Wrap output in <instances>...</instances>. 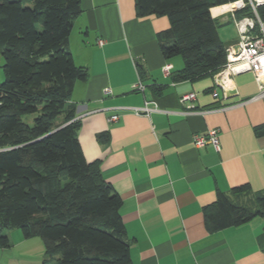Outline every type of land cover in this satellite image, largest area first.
<instances>
[{
    "label": "crops",
    "instance_id": "obj_1",
    "mask_svg": "<svg viewBox=\"0 0 264 264\" xmlns=\"http://www.w3.org/2000/svg\"><path fill=\"white\" fill-rule=\"evenodd\" d=\"M81 6L70 48L89 75L76 82L71 102L86 159L100 161L123 200L130 264H264V217L215 231L205 217L220 192L234 198L231 189L239 185L264 189V136L254 129L264 123V97H256L254 73L233 75L225 90L215 75L175 82L170 74L184 61L166 58L158 38L170 27L168 16H139L135 0H81ZM216 7L211 13L225 23L222 38L236 44L238 28L229 29L234 10ZM139 80L143 90L133 86ZM189 92L196 98L183 102ZM146 100L158 110L135 113L132 107ZM113 114L119 118L110 120ZM212 128L219 130L220 150L195 145L194 135ZM105 131L109 139L102 142L98 135ZM6 234L11 245L0 247V264H58L40 237L26 238L17 228Z\"/></svg>",
    "mask_w": 264,
    "mask_h": 264
},
{
    "label": "trees",
    "instance_id": "obj_2",
    "mask_svg": "<svg viewBox=\"0 0 264 264\" xmlns=\"http://www.w3.org/2000/svg\"><path fill=\"white\" fill-rule=\"evenodd\" d=\"M234 1L135 0L139 16L170 20L158 38L166 58L184 61L170 74L173 81L214 76L226 63L225 23L211 9ZM245 1L238 18L255 15ZM257 11L264 21V4ZM81 12V0H0V247L11 245L6 230L19 228L26 238L40 237L58 264H130L123 200L78 138L71 97L89 72L75 63L70 35ZM254 129L264 136V123ZM98 137L108 141L109 131ZM231 192L234 198L220 192L205 208L210 231L264 217V189L243 184Z\"/></svg>",
    "mask_w": 264,
    "mask_h": 264
},
{
    "label": "built area",
    "instance_id": "obj_3",
    "mask_svg": "<svg viewBox=\"0 0 264 264\" xmlns=\"http://www.w3.org/2000/svg\"><path fill=\"white\" fill-rule=\"evenodd\" d=\"M254 16L245 15L235 19L236 26L240 33V39L236 44L227 46L226 48V63L215 74L217 84L224 90L230 87L232 76L252 72L259 85V92L256 97H264V22L261 20L257 7L264 4V0H249ZM232 9H237L246 6L245 0H236L231 3ZM102 44L103 40H99ZM172 64L167 63L163 66L165 73H169ZM134 88L143 90L144 84L139 80L134 85ZM110 91L109 88L106 89ZM196 98L195 92H189L182 95L181 100H193ZM137 114L149 115L152 111L158 110L155 101L146 100L142 106L132 107ZM119 114L110 116V120H117ZM195 145L203 147L206 144L213 145L217 150H220L219 130L216 128L208 129L204 133H196L193 137Z\"/></svg>",
    "mask_w": 264,
    "mask_h": 264
},
{
    "label": "rangeland",
    "instance_id": "obj_4",
    "mask_svg": "<svg viewBox=\"0 0 264 264\" xmlns=\"http://www.w3.org/2000/svg\"><path fill=\"white\" fill-rule=\"evenodd\" d=\"M231 10V9H230ZM234 17L235 18H238L236 17L235 15V11H234ZM229 29L232 30V33H237L236 29H237V26H236V23L235 21H232L230 24H229ZM223 36V35H222ZM4 63V58L3 56L0 54V76H1V79H0V82H2L4 79H5V75H4V71H3V68H2V65ZM19 229V228H17ZM20 230V229H19ZM21 231V230H20Z\"/></svg>",
    "mask_w": 264,
    "mask_h": 264
},
{
    "label": "bare ground",
    "instance_id": "obj_5",
    "mask_svg": "<svg viewBox=\"0 0 264 264\" xmlns=\"http://www.w3.org/2000/svg\"><path fill=\"white\" fill-rule=\"evenodd\" d=\"M230 6H232V4H230Z\"/></svg>",
    "mask_w": 264,
    "mask_h": 264
}]
</instances>
